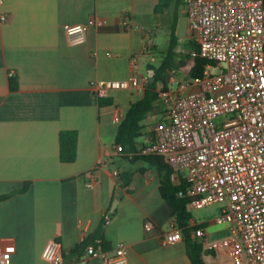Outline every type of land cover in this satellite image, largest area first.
I'll list each match as a JSON object with an SVG mask.
<instances>
[{
	"label": "crops",
	"instance_id": "crops-1",
	"mask_svg": "<svg viewBox=\"0 0 264 264\" xmlns=\"http://www.w3.org/2000/svg\"><path fill=\"white\" fill-rule=\"evenodd\" d=\"M159 2L0 3V14H8L7 20H0V253L10 257L9 264H49L42 250L52 238L62 245L64 264L75 263L71 248L98 230L106 247L127 245V264H191L184 238L162 242L174 216L159 190V169L115 150L116 118L121 119L143 91L112 90L107 96L111 103L99 106L91 86L98 78H128L134 56L138 61L144 54L154 59L148 43L162 13L155 11ZM93 14L103 22L90 25L83 42L70 44L65 25L85 23ZM125 17L131 28L124 27ZM136 72L145 75L140 66ZM12 77L18 82L13 89ZM157 106L143 121L137 149L153 139L154 125L164 119L165 109L157 111ZM61 129L78 132L74 161L60 160ZM128 168L134 169L133 175L123 186L118 175ZM215 217L190 222L200 223L208 239L218 241L229 230ZM147 220L151 229L145 228ZM208 258L233 264L222 243ZM90 264L103 263L92 259Z\"/></svg>",
	"mask_w": 264,
	"mask_h": 264
},
{
	"label": "built area",
	"instance_id": "built-area-1",
	"mask_svg": "<svg viewBox=\"0 0 264 264\" xmlns=\"http://www.w3.org/2000/svg\"><path fill=\"white\" fill-rule=\"evenodd\" d=\"M185 2L188 32L207 62L201 74L160 91L166 103L164 119L154 125L149 143L125 155H162L172 169V181L185 180V191L178 194L191 197L188 206L220 205L215 220L229 230L222 240L210 241L204 226L194 230L205 264H216L207 257L220 243L229 248L233 264H264V0ZM7 19V13L0 14L1 21ZM102 22L93 14L85 23L65 25L69 43L83 42L89 26ZM124 27H132L128 17ZM137 66L134 56L128 78L93 80L94 98L116 89L143 91L149 76L138 74ZM219 116L224 119L217 123ZM115 150L123 152L122 145ZM108 218L105 214V221ZM151 227L147 220L145 228ZM181 239V228L172 221L162 242ZM127 252L124 242L106 247L96 237L81 254H71L75 263L70 264H90L92 259L127 264ZM42 257L49 264H64L60 241L47 240ZM9 263L10 257L0 253V264Z\"/></svg>",
	"mask_w": 264,
	"mask_h": 264
},
{
	"label": "trees",
	"instance_id": "trees-1",
	"mask_svg": "<svg viewBox=\"0 0 264 264\" xmlns=\"http://www.w3.org/2000/svg\"><path fill=\"white\" fill-rule=\"evenodd\" d=\"M171 0H160L156 5V12H163L165 7H168ZM178 2V0H177ZM185 4L186 2L183 1ZM173 11L172 19L169 24V39L166 47L162 50L157 49V42H155L154 31H151L153 49L157 50L158 54L154 55L153 60L148 62V69L153 70V79L150 83H145L142 96L135 101L131 102L126 113L120 119L118 129L115 136V143L121 144L123 152L136 151L137 137L140 135V129L143 127V121L147 117L149 111L153 110L158 100L160 99V91L165 90L169 86V77L175 68L185 65L186 61L178 57L176 45L179 37L176 35L177 22L180 15L186 14L185 7L178 11ZM187 48L196 52L195 55L187 54V56L194 57V64L190 70V75L195 76L201 74L207 60L198 54V43L196 39L190 35L189 39L185 42ZM11 88L17 87V79L11 78ZM111 103V99L107 96L98 98L99 106ZM78 132L75 129H61L59 132V155L61 161L71 162L76 158ZM126 156V155H125ZM130 161H134L140 157L146 159L155 165L160 172V185L159 190L162 197L169 203L173 210L174 221L178 227L181 228L182 238H184L187 253L191 260V264H205L202 258V246L198 238L194 237V230L200 223L192 224L191 213L189 211L188 203L191 199L190 196L183 194L179 195V191H185L186 182L181 180L176 184L171 179V167L162 155H134L131 158L126 156ZM133 168H128L119 173V178L123 186H127L133 175ZM205 222L202 223L204 225ZM100 238L104 243L108 242L104 239L101 230L91 233L83 238L80 242L76 243L70 250V254L78 256L81 254L83 248L91 242L94 238Z\"/></svg>",
	"mask_w": 264,
	"mask_h": 264
},
{
	"label": "rangeland",
	"instance_id": "rangeland-1",
	"mask_svg": "<svg viewBox=\"0 0 264 264\" xmlns=\"http://www.w3.org/2000/svg\"><path fill=\"white\" fill-rule=\"evenodd\" d=\"M183 1L185 0H171L170 4L168 7H165L164 11L162 13H159L158 16L156 17V20L154 22V36H155V42H157V49L160 51L162 49H164L168 43V39H169V24H170V20L172 19V15H173V11L176 7V10L181 11L184 7L185 4L183 3ZM190 33L188 32L186 36H180L178 43L176 45V51L178 53V57L185 59L186 63L185 65L179 67V68H175L172 71L171 76L169 77V85L175 89L178 87L179 83H183L186 82L190 79L191 75H190V70L195 62L194 57L191 56H187V54H193V50L187 48V45L185 44V42L189 39L190 37ZM152 35L150 33L149 35V43H148V53L151 54L152 56L156 54H158L157 50L153 49V45H152ZM152 61L153 63H156L157 60H152L149 59L148 55H143L142 58L140 59V61H138L139 65L138 68L140 66V69L143 70V74L148 75L150 71H146L145 69L148 68V62ZM152 70V69H149ZM218 69L214 68L213 72H217ZM158 106H157V111H161L163 112L165 107H166V103L164 102L163 99H159L157 102ZM224 119V116H219L216 119V122H220L221 120ZM151 120L147 119L146 125L149 124ZM189 211L191 213V218L194 219L195 221L199 222L201 220H205V221H210L212 218H214L220 211V205L218 203H213V204H208L199 208H195L192 206H189ZM208 258V257H207ZM209 259V258H208Z\"/></svg>",
	"mask_w": 264,
	"mask_h": 264
},
{
	"label": "water",
	"instance_id": "water-1",
	"mask_svg": "<svg viewBox=\"0 0 264 264\" xmlns=\"http://www.w3.org/2000/svg\"><path fill=\"white\" fill-rule=\"evenodd\" d=\"M188 33V18L186 14L180 15L178 22H177V27H176V35L178 37L180 36H186ZM153 70H150L148 76V81L147 83H150V81L153 79ZM195 236V234H194ZM196 237V236H195Z\"/></svg>",
	"mask_w": 264,
	"mask_h": 264
}]
</instances>
